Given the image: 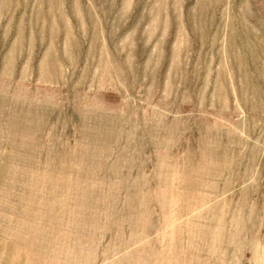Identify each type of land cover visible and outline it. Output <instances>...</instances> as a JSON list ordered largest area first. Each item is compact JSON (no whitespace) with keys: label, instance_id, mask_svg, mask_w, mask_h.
<instances>
[{"label":"rangeland","instance_id":"rangeland-1","mask_svg":"<svg viewBox=\"0 0 264 264\" xmlns=\"http://www.w3.org/2000/svg\"><path fill=\"white\" fill-rule=\"evenodd\" d=\"M0 264H264V0H0Z\"/></svg>","mask_w":264,"mask_h":264}]
</instances>
